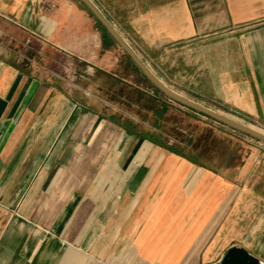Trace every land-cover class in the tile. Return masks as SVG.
<instances>
[{
	"label": "crops",
	"instance_id": "obj_1",
	"mask_svg": "<svg viewBox=\"0 0 264 264\" xmlns=\"http://www.w3.org/2000/svg\"><path fill=\"white\" fill-rule=\"evenodd\" d=\"M89 1L166 87L264 134V0ZM100 27L77 0H0V264H217L232 247L264 264V146L209 165L108 110L134 114L141 88Z\"/></svg>",
	"mask_w": 264,
	"mask_h": 264
},
{
	"label": "rangeland",
	"instance_id": "obj_2",
	"mask_svg": "<svg viewBox=\"0 0 264 264\" xmlns=\"http://www.w3.org/2000/svg\"><path fill=\"white\" fill-rule=\"evenodd\" d=\"M80 4L85 8L81 2ZM85 10L87 9L85 8ZM100 29L106 34L102 27ZM122 58V63H125V66L134 72V76L136 74L137 82L141 88L137 97L134 96V101L138 102L137 109L134 114H131L129 106L121 101L124 107H117L113 103L106 102L108 110L119 114L122 119L130 120L135 128L139 127L140 130H150L157 134V137L154 138L156 142L159 140L160 143L175 148L183 154L197 157L209 165L215 162L225 165L228 159L239 160L249 153L248 150L256 149L263 152L264 144L262 142L232 130L167 98L152 86L126 54ZM151 71L155 77L159 76V79L162 80L161 74L157 70L153 69ZM168 88L179 95H183L184 98L194 99L193 94L181 93L178 87ZM212 111L222 113L243 125L250 124L263 130L257 124L231 116L226 112H222V110ZM141 137L148 140V136L145 134H142ZM224 161L226 162L224 163Z\"/></svg>",
	"mask_w": 264,
	"mask_h": 264
},
{
	"label": "water",
	"instance_id": "obj_3",
	"mask_svg": "<svg viewBox=\"0 0 264 264\" xmlns=\"http://www.w3.org/2000/svg\"><path fill=\"white\" fill-rule=\"evenodd\" d=\"M84 7L91 13V15L98 21L107 34L116 42V44L124 51V53L130 58L133 64L138 68L142 75L152 84V86L161 92L164 96L173 100L185 107H188L201 115L209 117L210 119L232 129L243 133L253 139H256L264 144V135L259 134L247 128L246 126L232 121L226 117H223L213 111H210L202 106H199L189 100L182 98L169 90L165 85L161 83L143 64V62L137 57L123 39L118 35L115 29L108 23V21L99 13L94 5L89 0H78ZM217 264H263L256 257L252 256L243 248L232 247L223 256L222 260Z\"/></svg>",
	"mask_w": 264,
	"mask_h": 264
},
{
	"label": "bare ground",
	"instance_id": "obj_4",
	"mask_svg": "<svg viewBox=\"0 0 264 264\" xmlns=\"http://www.w3.org/2000/svg\"><path fill=\"white\" fill-rule=\"evenodd\" d=\"M160 81V80H159ZM162 83V82H161ZM163 84V83H162ZM164 85V84H163ZM168 88V87H167ZM169 89V88H168ZM170 90V89H169ZM172 91V90H171ZM173 92V91H172ZM175 93V92H174ZM175 94H177V93H175ZM177 95H179V94H177ZM180 96V95H179ZM182 97V96H181ZM183 98V97H182ZM185 99V98H184ZM187 100V99H186ZM192 102V101H191ZM194 103V102H193ZM196 104V103H195ZM197 105H199V104H197ZM199 106H201V105H199ZM208 110H210V109H208ZM210 111H212V110H210ZM214 112V111H213ZM215 113H217V114H219V115H221V116H223V117H226V118H228V119H230V120H232V121H235V122H237V123H240L239 121H236L235 119H232V118H229V117H227V116H225V115H223L222 113H218V112H215ZM241 124V123H240ZM243 125V124H242ZM244 126H246L247 128H250L251 130H253V131H255V132H258L259 134H262V135H264L263 133H261L259 130H258V128H256L255 126H253V125H245L244 124Z\"/></svg>",
	"mask_w": 264,
	"mask_h": 264
},
{
	"label": "trees",
	"instance_id": "obj_5",
	"mask_svg": "<svg viewBox=\"0 0 264 264\" xmlns=\"http://www.w3.org/2000/svg\"><path fill=\"white\" fill-rule=\"evenodd\" d=\"M105 31V30H104ZM106 32V31H105ZM107 33V32H106Z\"/></svg>",
	"mask_w": 264,
	"mask_h": 264
}]
</instances>
